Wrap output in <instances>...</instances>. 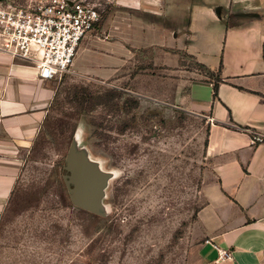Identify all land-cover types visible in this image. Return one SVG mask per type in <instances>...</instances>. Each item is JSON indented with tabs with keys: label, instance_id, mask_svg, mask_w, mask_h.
Wrapping results in <instances>:
<instances>
[{
	"label": "rangeland",
	"instance_id": "1",
	"mask_svg": "<svg viewBox=\"0 0 264 264\" xmlns=\"http://www.w3.org/2000/svg\"><path fill=\"white\" fill-rule=\"evenodd\" d=\"M86 1L100 20L71 70L52 79L54 96L0 214V264H196L205 238L197 212L216 178L209 123L189 88L213 76L171 36L146 43L128 9ZM70 149L104 176L93 211L67 194Z\"/></svg>",
	"mask_w": 264,
	"mask_h": 264
},
{
	"label": "crops",
	"instance_id": "2",
	"mask_svg": "<svg viewBox=\"0 0 264 264\" xmlns=\"http://www.w3.org/2000/svg\"><path fill=\"white\" fill-rule=\"evenodd\" d=\"M128 9L146 43L176 39L214 78L193 82L189 98L209 123L207 152L215 181L197 212L204 240L196 264H264V0H112ZM175 36V37H174ZM173 43V42H172ZM209 87L199 95L198 85ZM30 60L0 49V214L54 96ZM207 92V91H206Z\"/></svg>",
	"mask_w": 264,
	"mask_h": 264
},
{
	"label": "built area",
	"instance_id": "3",
	"mask_svg": "<svg viewBox=\"0 0 264 264\" xmlns=\"http://www.w3.org/2000/svg\"><path fill=\"white\" fill-rule=\"evenodd\" d=\"M99 20L98 9L86 0L0 1V49L30 60L41 79H54L71 70L80 42ZM250 134L252 143L264 141L263 134ZM214 247L217 260L228 255Z\"/></svg>",
	"mask_w": 264,
	"mask_h": 264
},
{
	"label": "water",
	"instance_id": "4",
	"mask_svg": "<svg viewBox=\"0 0 264 264\" xmlns=\"http://www.w3.org/2000/svg\"><path fill=\"white\" fill-rule=\"evenodd\" d=\"M63 169L71 172L69 176L64 173L63 178L66 184L69 181L74 184L73 188H69L73 204L86 210H95L99 204V191L104 184V176L82 154L74 153L71 149L65 156Z\"/></svg>",
	"mask_w": 264,
	"mask_h": 264
},
{
	"label": "trees",
	"instance_id": "5",
	"mask_svg": "<svg viewBox=\"0 0 264 264\" xmlns=\"http://www.w3.org/2000/svg\"><path fill=\"white\" fill-rule=\"evenodd\" d=\"M200 65H201V67L206 68V70H207V71L213 76V78H214L213 91H214V93H215L217 83H218V81L221 80V78L219 77V71H220V69H221V62H220V65H219L218 69H217L215 72L209 70L205 65H203V64H201V63H200ZM113 97H114V94L109 95V98H110V99L113 98Z\"/></svg>",
	"mask_w": 264,
	"mask_h": 264
},
{
	"label": "flooded vegetation",
	"instance_id": "6",
	"mask_svg": "<svg viewBox=\"0 0 264 264\" xmlns=\"http://www.w3.org/2000/svg\"><path fill=\"white\" fill-rule=\"evenodd\" d=\"M62 169H63V166H62ZM63 172H65V174H67L68 176L70 175V173L71 172H69V171H66V170H64L63 169ZM64 175V174H63ZM68 180H69V177H68ZM65 186H66V191H67V194H68V196H69V198H70V192H69V188H73V186H74V184L71 182V181H69V183L68 184H66V182H65ZM72 198H70V201H71V203L73 204V202H72V200H71ZM78 207V206H77Z\"/></svg>",
	"mask_w": 264,
	"mask_h": 264
}]
</instances>
